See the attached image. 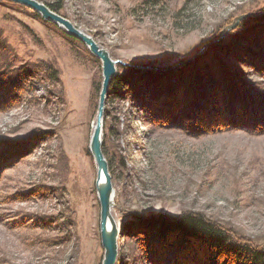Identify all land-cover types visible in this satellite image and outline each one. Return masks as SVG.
<instances>
[{"label": "rangeland", "instance_id": "1", "mask_svg": "<svg viewBox=\"0 0 264 264\" xmlns=\"http://www.w3.org/2000/svg\"><path fill=\"white\" fill-rule=\"evenodd\" d=\"M38 1L58 2L62 16L91 34L114 59L134 66L127 73L117 67L126 81L119 95L107 96L102 135L111 162L106 157L113 213L120 224V264H150L152 244L135 237L144 232L134 223L137 218L176 217L185 211L264 246V131L208 129L220 118L233 121L235 102L224 93L228 80L240 84L234 94L240 93L236 102L244 105L252 91L264 93V0ZM33 12L38 14L0 0V33L17 58L14 66L47 61L59 73L56 84L30 78L21 100L0 107V264H101L96 166L88 148L101 63L80 40L98 64L63 29ZM243 14H250L245 19L251 22L239 28L241 19L227 31ZM222 25L223 32L211 40ZM213 44L222 48L213 54L221 61L220 71L211 68V58L204 72L199 71L204 60L169 72L175 62L207 55ZM196 69L199 89L192 81L188 89L185 76ZM5 88L1 81L0 102L6 99ZM184 92L183 103L172 101ZM262 103L255 98L253 107L241 108L251 123L264 124ZM166 240L174 248L172 256L182 255V263L191 264L188 251L181 254L184 249ZM172 258L173 264H182Z\"/></svg>", "mask_w": 264, "mask_h": 264}, {"label": "trees", "instance_id": "2", "mask_svg": "<svg viewBox=\"0 0 264 264\" xmlns=\"http://www.w3.org/2000/svg\"><path fill=\"white\" fill-rule=\"evenodd\" d=\"M45 4H47V6H49V8H51L55 12L57 13L61 12V6L58 2H53V3L45 2ZM33 15L39 20L43 21L38 14L33 12ZM243 19L244 20H241V22H239L240 24H238L239 28L251 22L250 21L251 18L250 19L243 18ZM46 23L48 25L50 24V26L55 27L51 23H48V22ZM224 27L225 26L222 25L217 31V33L215 34V36L211 38V40L217 39L219 34L223 32L222 29ZM66 37H68L71 41L77 43V45H80L83 48L86 55L89 57V59H91L94 63L96 64L99 63L96 58L88 54L87 50L85 49V47L80 41L68 35H66ZM222 40H221V45L223 44L222 47L225 48L224 45L226 43ZM217 47H216V44H213V46L208 48V49L210 48L211 49L210 51L207 52V55L204 52L195 58L182 60L183 63L181 64H178V62H175L172 65L168 67L166 66V67L168 68L169 72H174V71L182 72L183 70L188 69L190 66L192 68L195 67L193 65H196L198 64V62H201L202 60H204V62L202 61L201 64H199V65L203 64L202 67H199L200 69L199 71L201 73V72H204V69H206L207 64H209L211 58H213L211 60L212 62L211 68L214 67L213 70L220 71L218 70V65L219 63H221V61L217 62V60L214 58L215 56L213 55L215 50L221 48V46L218 48ZM11 51L12 50L9 48V46L5 42V39L1 36V33H0V84H1V81H3L6 87L3 90V94L6 97V99L5 101L2 100L0 102V107H3L5 105L9 106L10 104L13 105L15 101L21 100L22 96H20V94L21 93L25 94L27 91H29V87L31 86L30 78H37L40 80H46L48 82L51 81V83L53 84H56L59 81L58 70L54 67L52 63L47 62V61H40V62L31 64V65H22V66L15 65L14 66V62L17 61V58L15 57L14 54H12ZM245 52H248V51H245ZM131 67H134V66L133 65L122 66L121 68L122 70L126 69L127 70L126 73H127L130 71ZM135 68L138 69L137 66H135ZM197 69L192 73H187V75L185 76L186 80H188V84H187L188 89L190 87L189 83L191 81L192 83L194 82L193 88L195 87V89H199V86L197 84L199 81L200 74L197 72ZM147 70L153 71L155 72V74L162 75V76L165 75L163 74L164 72L168 71L167 69H164V68L161 69L159 67H145L144 71H147ZM213 70H211L212 73H214ZM221 72L222 73L225 72L224 74L226 75L224 76L226 79H228V77H231L228 74L229 73L228 70L224 71V67L223 69H221ZM125 77L126 76H124L123 71L119 74L117 73L116 76L113 77L111 85H110L109 94L112 93L115 96L120 94V92L122 91L121 87L122 85H124L126 81ZM221 78L223 77L219 76L217 79H221ZM227 85L229 88L224 87L225 91L224 89L223 90L221 89V90L224 91L225 94L226 93L228 94L231 101L235 102L236 109H235V113L232 116L233 121H227L225 119L220 118L221 120L219 119L218 121L215 122V126L211 125V127H209L208 129H210L211 131H213L214 129H230L231 130L234 127H236V128H241V129L244 128V130L246 129L254 133H259V132L264 131V126H263L264 124L256 125L254 123H251L250 114L246 115L245 112L243 113L244 110L241 109L244 106L246 108H248V106L253 107L254 106L253 100H255V98L261 100L263 102L262 104L264 105V93H259V92L256 93V91H252L254 94L252 95L253 97L252 100L247 101L246 104L244 105L239 101L236 102V98L237 99L239 98L240 93L234 94V91L236 92V90L239 89L240 84H238V82L236 81L229 82L228 80ZM99 89H100V81L96 83V87H95V92L97 95L99 93ZM188 89H187V92L190 91ZM3 94L1 95V97L3 96ZM185 94H186L185 92L180 94L178 99H172V101H175L177 103H183L185 100V97H184ZM221 96H223L222 93L219 95L218 100H216L218 101V103L221 100ZM177 97L178 95L174 96L173 98H177ZM162 99H163V96H161V100ZM163 101L164 99L162 100V102ZM203 106L206 107L207 105H203ZM211 106L212 105H210V107ZM208 110H209V107H208ZM244 114H245V118L241 119L240 115L244 116ZM248 124H254L256 126L251 127ZM179 125L180 127H184V128L187 127L183 123H180ZM203 127H205V125ZM203 127H201V129ZM103 152L107 157L108 150L104 149V146H103ZM107 158L110 164L111 163L110 158L109 157ZM137 219L139 221L134 222V223H137V224L140 223L141 228L144 230V232L136 233L135 237L140 236L139 239H141L142 242H145L147 240L149 241L150 239L151 244H152V247L150 249L151 254L148 258L150 260V264H170V263L173 264L172 257L174 256L175 258H179L180 260V257L182 255L180 256L175 253L172 256L173 254L172 250L174 248L168 244L166 240L167 238H171V240L175 241L173 242V244L174 245L176 244L177 248L178 246H180L178 250L184 249L180 252L181 254H184L188 251L189 261L191 262V264H195V262H197L198 264H264V246L256 245L249 238L240 235L239 233L233 231L232 229L231 230L227 229L226 227L221 225L218 221L208 219L203 214L192 212V211H185L176 217L154 215V216H149V217H140ZM127 223L124 224L122 227L124 230L126 229L128 225ZM158 242H161L160 243L161 245H159ZM167 244L169 245V247H167L168 246ZM185 244L188 247L184 248L183 246ZM199 250L205 255V258L201 257V254H199ZM119 259H120V256H118L116 264H120ZM180 262L182 263L181 260Z\"/></svg>", "mask_w": 264, "mask_h": 264}, {"label": "water", "instance_id": "3", "mask_svg": "<svg viewBox=\"0 0 264 264\" xmlns=\"http://www.w3.org/2000/svg\"><path fill=\"white\" fill-rule=\"evenodd\" d=\"M10 1L29 7L37 12L42 19L54 23L59 28L63 29L69 36L80 40L87 47L88 51L101 63L102 80L99 90L97 112L92 126L88 148L96 166L95 189L100 205L99 232L103 248L101 264H116L119 251L120 224L113 213L114 188L112 184V176L109 171L108 160L102 149V135L105 103L107 96L109 95V88L112 79L116 76L117 67L119 65L131 66V64L120 59H114L107 49L101 47L95 41L91 34L77 28L69 19L49 8L44 2L38 0ZM249 16L250 14L237 16L232 24L226 27V30L228 31L232 29L241 19ZM181 63H183V61L178 64ZM137 67L145 68L148 66Z\"/></svg>", "mask_w": 264, "mask_h": 264}]
</instances>
